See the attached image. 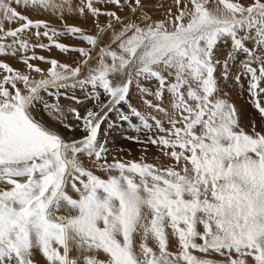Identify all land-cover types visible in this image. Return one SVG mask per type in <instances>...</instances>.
<instances>
[{
  "label": "snow or ice",
  "instance_id": "6c2138e0",
  "mask_svg": "<svg viewBox=\"0 0 264 264\" xmlns=\"http://www.w3.org/2000/svg\"><path fill=\"white\" fill-rule=\"evenodd\" d=\"M107 2L129 15L98 0H0V57L26 67L0 59V264H36V252L44 264H264V129L246 131L219 85L246 79L264 117V0H175L176 12L161 19L142 0ZM18 7L109 19L96 34L65 25L91 46L72 47ZM52 46L82 59L73 66L36 54ZM134 82L153 112L129 104L120 120L151 132L147 142L168 165L108 160L101 125ZM69 89L77 104V89L95 103L83 114L61 104ZM38 106L49 120L38 119ZM69 115L83 130L71 141L57 128L77 126ZM81 156L94 158L93 167Z\"/></svg>",
  "mask_w": 264,
  "mask_h": 264
},
{
  "label": "bare ground",
  "instance_id": "6f19581e",
  "mask_svg": "<svg viewBox=\"0 0 264 264\" xmlns=\"http://www.w3.org/2000/svg\"><path fill=\"white\" fill-rule=\"evenodd\" d=\"M102 1H104V2H102ZM102 1L100 2V0H98V6L102 7V9H106V7H108V8L113 9L114 11L120 12L121 14L129 12L128 9H118L113 4L111 5L109 2H105V0H102ZM142 2L146 5L145 8L150 13V16L153 19L164 18L165 13L164 12H159V10H165V9L175 5V1L174 0H142ZM72 3H73L74 6L78 5L80 3V0H72ZM35 14L38 15L37 16L38 18H39V16L40 17L43 16L45 18L51 19L52 21L56 20V19H60V18H58V16L52 15L51 13H48V12L30 11V15L33 18H35ZM103 16L104 15H101L98 18H92L91 16H87V17L80 16V15H78L76 13H65L64 18L61 19V20H70V21L79 22V23L80 22H96V23H99L100 25H104V24H106L108 22V19H103ZM96 32H97V30H96ZM89 33L94 34L95 30H91V32L89 31ZM106 35H108V34H105L103 36V38ZM62 41H67V40H58V42H60V43H63ZM105 41H108V40H105ZM33 42H35V40H33ZM40 42L48 43V40H40ZM100 46L103 47L104 45L101 44ZM44 50L47 51V52L56 53L57 55H59L61 57L62 56H70V55L74 54V53H71L72 51L63 52L60 49L56 48L55 46H52L50 49H44ZM220 51L221 50H219L218 53H217L218 58H220L221 60L226 59L225 57H223L225 55H222L220 53ZM93 55H95V51L93 52ZM0 58H3V57H0ZM217 75L219 76V72L217 73ZM144 83H145L146 86L151 87L153 89L156 86L154 82H151V83L150 82H144ZM219 85H220V88L222 89V94H226V98L230 99V102L233 99L234 104L236 106L237 105V103L235 102L236 101L235 100L236 89H235V86H234V79L233 78H229L228 80L220 79L219 80ZM78 93L80 94V96L83 95L85 97L83 92H78ZM83 96H82V98H83ZM129 97L130 98H129V100L127 102H124L122 105L117 106L116 110L108 113L107 117L105 118L104 122L101 125V132H100V133H104L105 136L108 135L107 136L108 140L111 143H116V145H121L124 148H128V150H126V151L123 150L122 152L116 151V150L114 151L112 146H111L112 148H109V150H110L109 152L113 151L112 152V154H113L112 157L120 158V159H123V160H135L136 156H138L139 153L137 154L136 150L133 152L130 149L132 146H135V145H133V142H130V141L126 140L124 137H122V135H123L122 133H120L119 134L120 136H119L117 133H114L112 131V128L114 127L115 122H120V123L125 122L126 125H128L129 123L132 124V122L120 120L121 113L122 112H127L129 110V107H128L129 104H131L132 106L136 107L138 110H141V111H144V112H153V110L150 109L144 103V101L146 99H152V98L149 97V96H146L143 93H141L139 91V89H138V87H137L135 82H134L133 86L130 87ZM101 99H106V98L104 96H102ZM60 103L63 104V105L76 107L83 114L85 112V109L92 107L93 104L95 103V101L92 100V99H87L86 98V101H84L81 104H77V103H74L72 101H68L66 99L65 100L60 99ZM231 103H233V102H231ZM167 104H168V98H167V94H166L165 101H164V104L162 106H167ZM118 112H119V115H117ZM36 115H37V113H36ZM43 117H44L45 121L49 120V117L46 114H44ZM107 118L110 121H107ZM68 122L71 123V124H76L77 126L75 128H73V129H69L67 127H64L63 125H59V124L57 125L58 130L60 131V133L64 136V138L66 140L71 141L72 139H78L80 136L83 135L82 128L77 124V122L75 120H73L71 118V115H69V121ZM135 122L138 123L139 120L136 119ZM143 131H144V129H142V132L139 131L137 133V134H139V136L138 135H136V136L141 137V134L143 133ZM130 150L132 151V153H131ZM157 151H159V150H157ZM140 154H141L142 157L145 158L144 161L148 162V163H156V161H157L158 164H162V165H168V164L172 163V161H170L168 159V157L162 155L161 151L158 154V157L156 156V153H155L154 150L150 151V152H147V153H142L141 152ZM80 158H81V160H82V162L84 163L85 166L88 164V165H91L93 167L94 158H86L85 156H81ZM141 159L142 158H140L139 160H141ZM93 170L97 174L103 175V173L100 171L99 168H94ZM139 240H140V238L137 237L136 238L137 243H139ZM149 243L151 245L154 242L149 241ZM176 247H177L176 241H175L174 238H172L170 250H175ZM34 257H35L36 264H44V258L42 257V254H40L39 252H36V253H34ZM100 258H103V257L101 256ZM211 258L216 259V260H222L223 259L222 257H219L218 255H215V256H213Z\"/></svg>",
  "mask_w": 264,
  "mask_h": 264
},
{
  "label": "rangeland",
  "instance_id": "374dc122",
  "mask_svg": "<svg viewBox=\"0 0 264 264\" xmlns=\"http://www.w3.org/2000/svg\"><path fill=\"white\" fill-rule=\"evenodd\" d=\"M101 1L102 0H100V2ZM102 2H104V1H102ZM105 2H107V0H105ZM170 8L172 9L173 12H176V10H177L176 6L174 5V6H171V7L167 8V9H165V10H159V12H164L166 14L168 9H170ZM102 10H113V9L106 7V9H102ZM18 11L23 12L25 15H28L30 18H32L34 20L35 19H44V20L48 19V18H45L43 16H41V17L39 16V18H38L37 14H35V18H33L30 15V11H33L31 9L18 7ZM145 11H147L146 8H145ZM118 14H120L122 16H125V15H129V12L122 13V14L120 12H118ZM148 14L150 15L149 12H148ZM103 19H109V18L107 16H103ZM158 19H161V18H158ZM47 21L53 27H55L56 29L61 31V34L59 36H57L55 39H57V40H67V41H62V42L64 44L70 45L72 47H91V46L87 45L86 42L77 39L76 37L72 36L71 34L64 33L63 29H64L65 25H71V26H77V27H80V28L84 29L88 34H91V33H89V31L91 32V30H95L94 34H96V30H97V28H96V24L97 23L96 22H80L79 23V22H73V21H70V20H61V19H56V20H53V21L51 19H48ZM20 23H23V22L22 21L12 22V23L7 24L6 26L14 28V27H17ZM109 35L110 34L106 35L103 39L104 40H108L109 39ZM41 40H48V39L47 38H41ZM230 44H231V41H229L227 45L221 44L219 46V48H220L219 50H221L220 53L222 55H225V56H223L225 58H227L228 51L230 50ZM35 51H36L37 55H42V56H45L46 58H49V59H57V60H59L62 63H68V64H71L73 66H75L82 59V57L80 56L79 53L73 52V51L71 53H74V54H72L70 56H62V57L57 55L56 53L47 52L44 49H40V48L35 49ZM0 59L6 60L12 66H14V67H16V68H18L20 70H26L25 65L22 62H19L18 59H15V58H12V57H3V58H0ZM241 59H243V57H241ZM34 63L39 64L42 68H47L48 67V65L46 63L41 62V61H34ZM241 83L243 84V87H241L240 84H236L235 81H234V86H235V89H236V95H235V100H236L235 102L237 103L236 107H237V110H238V114L242 116V117L240 116V118H241V126L244 127V129L246 131L251 132L253 130V125H255V130L256 131H261L262 129H264V117H261L260 113L254 107V103L252 101V98L250 97V95H249V93L247 91V80L242 78ZM133 84H132V86H133ZM62 91H67L68 92V97L66 98L65 96H61L60 99H63V100L66 99L68 101H72V102L76 103L75 100L71 99V95L73 94V90L69 89V90H62ZM78 92H82V91L77 89V90H75L74 94H76L77 97H79L81 99V101H82L81 103H83L84 101H86V98L83 95L80 96V94ZM84 95H85V93H84ZM82 96H83V98H82ZM129 98H128V100H129ZM46 99L50 100L49 102H52L53 98L50 97V96H46ZM229 101H230V99H229ZM231 102H233V104H234L233 99H232ZM81 103H79V104H81ZM119 112H118L117 115H119ZM36 113H37L38 119H40L42 121H45V119L43 117L44 114H46L48 116V114L45 111H43L42 108L39 107V106L37 107ZM107 121H110V120L107 118ZM119 123L120 122H115L114 127L112 128V131L114 133H117L118 135L120 133H122L123 134L122 137H124L126 140H128L130 142H133V145H135V146H132L130 149L133 152L136 150V153L137 154L139 153V155H140V156L139 155L136 156L135 160L140 161L139 159L142 158L141 160L144 161L145 158L142 157L140 153L141 152L142 153H147V152H150V151H153V150L155 151L156 156L158 157V154L161 151L159 149L160 147L157 146V145H152V144L147 142V137L152 135L151 132H149L146 129H144L143 133L141 134V137H139L140 138L139 140L131 139L130 137H135L136 135L139 136V134H137L139 131H137L136 129L134 130V128L132 127V124H130V123L128 125H126L125 122L120 123V124ZM139 123L140 122H138L137 124H139ZM140 131L142 132V129ZM107 136L108 135L105 136L104 133H100V137L99 138H100L101 142L107 141V145L108 146L107 145L106 146H107L108 149L113 147L114 151L116 150V151H120V152H122L123 150L124 151L128 150V148H124L121 145H116V143H111L108 140ZM157 150H159V151H157ZM132 151H131V153H132ZM112 152L113 151L109 152V155H108V160L109 161H111L114 158H116V157H112V155H113ZM85 157L89 158L87 156H85ZM156 163H157V161H156ZM86 166L89 167V168H92L91 165L87 164ZM198 255H201V254L198 253Z\"/></svg>",
  "mask_w": 264,
  "mask_h": 264
}]
</instances>
